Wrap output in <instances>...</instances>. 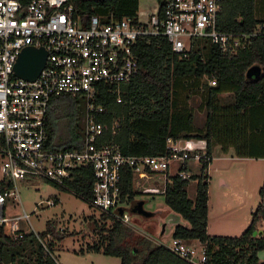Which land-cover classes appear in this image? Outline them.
Instances as JSON below:
<instances>
[{"label":"trees","instance_id":"obj_1","mask_svg":"<svg viewBox=\"0 0 264 264\" xmlns=\"http://www.w3.org/2000/svg\"><path fill=\"white\" fill-rule=\"evenodd\" d=\"M76 12L85 17L97 15L103 22L110 19L135 17L139 0H74ZM260 21L254 16V0H225L218 15V26L225 31L251 32ZM139 70L132 79L120 85L114 93L101 86L95 104L104 112L97 120L108 126L115 120L119 127L112 133L106 129L98 138V144H117L126 155H158L167 152L166 141L201 139L207 154L212 155L213 146L227 153L232 150L236 157H264V118L251 110L264 105V33L252 36L247 47L235 54H222L211 44L196 47L183 58L174 53L165 37L158 36L138 42ZM258 66V77L249 78L247 70ZM203 77L204 125L194 130L195 115L190 108L181 105V89L199 88ZM215 80L211 85L210 80ZM226 96H223V95ZM120 97V102L117 97ZM79 95L53 96L48 104L45 126L51 148H79L81 128L76 111ZM66 118V139L56 141L59 120ZM82 124V123H81ZM82 126V125H81ZM212 157V156H211ZM206 164L199 173L191 176L196 180L193 198L188 196L185 180L177 175L165 182L163 196L164 214L174 212L183 222L176 224L172 238L185 241L197 240L204 247L203 264H264L258 252L264 250V230L258 234L257 223L264 219V177L258 190L260 202L252 213L249 225L237 236L209 235L208 221V173ZM134 176L125 170L120 187L121 202L131 204L137 192L133 189ZM93 182L90 168L74 171L72 178L61 190H69L89 202ZM11 181L0 178V190L12 188ZM105 219L113 222L103 238L87 246L105 255L120 259V264H192L174 255L163 245L153 243L124 226L112 213L102 212ZM96 227L94 222L93 228ZM16 236L5 225L0 226V264H58L52 254L53 242L47 241L51 255L45 254L34 232L18 229ZM21 234V237L17 235ZM41 239L58 235L54 224L46 222L45 230L38 233ZM106 241V242H105Z\"/></svg>","mask_w":264,"mask_h":264},{"label":"built area","instance_id":"obj_2","mask_svg":"<svg viewBox=\"0 0 264 264\" xmlns=\"http://www.w3.org/2000/svg\"><path fill=\"white\" fill-rule=\"evenodd\" d=\"M73 1L0 0V178L13 184L0 190V226L9 227L16 236L18 220L29 218L24 209L16 217L4 214L8 197L19 200L17 181L41 179L63 185L77 169L90 168L93 182L89 203L112 213L124 226L134 227L135 233L154 239L146 229L133 226L129 206L120 200L124 171L132 172L133 183L160 174L188 180L193 175L189 166L200 168L206 164L207 171L213 157L207 154L203 140L200 144L192 139L168 138L167 152L152 156L123 154L114 143L99 145L104 130L114 133L119 127L117 120L109 126L97 120V114L104 112L101 105L95 104L100 87L118 93L120 85L132 79L139 70L136 47L140 41L165 37L172 51L183 58L206 44L231 55L247 47L252 36L264 33V24L251 32L220 29L218 15L225 0H154L156 6L147 10L144 20L137 12L133 18L108 22L90 15L84 22ZM27 46L43 47L47 53L34 81L13 72L20 51ZM209 83L214 85L215 80ZM60 94L79 95L85 103L79 148H51L48 144V104ZM57 202L47 200L48 205ZM118 208L123 211L118 212ZM35 235L45 254L51 255L47 240ZM155 243L192 264L204 262L202 245L196 249L179 238H171L168 244L156 238Z\"/></svg>","mask_w":264,"mask_h":264},{"label":"rangeland","instance_id":"obj_3","mask_svg":"<svg viewBox=\"0 0 264 264\" xmlns=\"http://www.w3.org/2000/svg\"><path fill=\"white\" fill-rule=\"evenodd\" d=\"M151 6V8H149ZM156 6L154 0H139V17L144 20L148 9ZM202 47V46H201ZM207 78L203 77L199 88L189 86L186 90L181 89L179 100L181 105L190 108L195 115L194 130L203 128L205 120V110L203 101V83H207ZM223 96H226L225 94ZM85 103L79 100L78 111L81 135L83 126L81 120L84 115ZM67 120L62 118L57 126L56 141L62 142L66 139ZM194 142L204 144L201 139H192ZM212 161L208 165V205H209V225L210 231L225 225L223 216L229 215V220L240 219L249 225L252 213L260 202L258 190L262 185L264 177V160L237 159L234 152L227 153L219 151L217 145L213 146ZM189 168L194 174L199 173V166ZM154 179L147 182L142 180L133 183V189L137 192L135 200L143 202L146 210L151 212L163 211L165 209L163 190L166 179L164 175H156ZM226 182V186L221 185L220 180ZM196 180L190 179L187 185V192L190 198L195 194ZM16 190L19 200L8 197L4 203V214L7 217H16L24 211L29 215L28 220H18V229L24 232L40 233L45 230L46 222L54 224L61 239H54L48 236L46 240L53 242L52 254L58 264H120V259L115 256L105 255L102 251L87 249L88 245L96 243L106 236L108 230L112 228V220L101 216L102 211L84 201L79 196L69 190H61L49 182L41 179L24 180L16 182ZM57 199L55 205H48L47 200ZM129 204H126L128 207ZM229 206V207H228ZM227 214H223L225 210ZM229 212V213H228ZM170 213V212H168ZM131 221L139 230H145L147 224H153L158 229L162 217L156 215L151 218H143L134 213H130ZM183 222V220H180ZM94 222L96 227L93 228ZM131 226V225H130ZM172 223L167 224L168 232L159 240L168 244L171 242L173 228ZM258 230H264V219L258 223ZM133 230L134 227H129ZM225 230H223L224 232ZM139 235V234H138ZM152 235V234H151ZM143 236V235H141ZM156 240L157 236L154 235ZM155 243L152 238H147ZM106 242V241H105ZM190 245L200 248L199 241H187ZM260 259L264 260V250L258 252ZM29 264H33L32 261Z\"/></svg>","mask_w":264,"mask_h":264},{"label":"water","instance_id":"obj_4","mask_svg":"<svg viewBox=\"0 0 264 264\" xmlns=\"http://www.w3.org/2000/svg\"><path fill=\"white\" fill-rule=\"evenodd\" d=\"M46 56L47 53L43 47H33V46L24 47L20 51L16 59V62L14 64L13 67L14 75L28 81H34L44 66ZM259 74H260V68L256 65L251 66L246 72V76L249 78L258 77ZM117 211L121 213L123 209L118 208ZM128 212L137 214L146 219L154 217L156 215L162 217L163 220L159 223L158 229H156L157 227L154 226L153 224L152 225L147 224L145 226L146 230L149 233H155L158 239L163 237L168 232L167 229L168 223H172L171 228H174L176 224L181 223L180 221L181 217L178 214L174 212L161 214L158 212L148 211L144 208L143 202L139 200H135L131 202V204L128 207ZM260 233L261 230H258V234Z\"/></svg>","mask_w":264,"mask_h":264},{"label":"crops","instance_id":"obj_5","mask_svg":"<svg viewBox=\"0 0 264 264\" xmlns=\"http://www.w3.org/2000/svg\"><path fill=\"white\" fill-rule=\"evenodd\" d=\"M138 8H139V6H138ZM254 16H255V18L257 20L260 21V24H264V0H254ZM251 112L252 113H256V115H262V118H264V105L260 106V107H257V108L255 107L254 109L251 110ZM237 159H241V160H245V159L264 160V157H258V158L237 157ZM208 175H209V173H208ZM154 178H152V179H154ZM146 182H147V180H146ZM220 183H221V185L226 186L225 180L221 179ZM223 214H227V211L225 210V212ZM223 220H224L223 223L225 225H222V226H219V227H214L215 229L210 231V227H212V226L209 225V205H208L207 233L209 235L237 236L245 229V226H246L245 224L246 223H243L240 219L235 220L234 218H231L229 220V215H224L223 216ZM223 230H225V231L223 232ZM262 231L263 230H261V232ZM151 234H152L153 237H154V235L157 236L155 233H151ZM195 241H197V240H195ZM257 255H258L259 259H260V254H257Z\"/></svg>","mask_w":264,"mask_h":264}]
</instances>
